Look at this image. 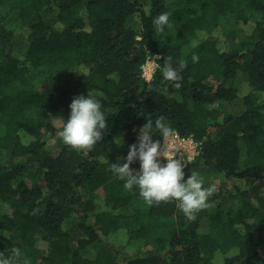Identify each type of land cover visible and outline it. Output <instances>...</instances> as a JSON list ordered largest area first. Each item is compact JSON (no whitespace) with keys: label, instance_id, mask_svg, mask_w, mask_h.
<instances>
[{"label":"trees","instance_id":"trees-1","mask_svg":"<svg viewBox=\"0 0 264 264\" xmlns=\"http://www.w3.org/2000/svg\"><path fill=\"white\" fill-rule=\"evenodd\" d=\"M0 264H264V0H0Z\"/></svg>","mask_w":264,"mask_h":264},{"label":"built area","instance_id":"built-area-1","mask_svg":"<svg viewBox=\"0 0 264 264\" xmlns=\"http://www.w3.org/2000/svg\"><path fill=\"white\" fill-rule=\"evenodd\" d=\"M158 57V55L148 56L142 64V76L146 81L152 79L153 73L158 66ZM168 151H170V156L165 157V152ZM149 155L153 161L162 163L171 172L181 174L189 164L196 160L198 143L190 136H183L177 131H171L152 146Z\"/></svg>","mask_w":264,"mask_h":264},{"label":"rangeland","instance_id":"rangeland-1","mask_svg":"<svg viewBox=\"0 0 264 264\" xmlns=\"http://www.w3.org/2000/svg\"><path fill=\"white\" fill-rule=\"evenodd\" d=\"M129 21L133 26H135L136 28L138 27L139 21H138L137 16L133 15ZM7 23L10 26H14V24H16V21L14 19H10ZM229 28H231V29L234 28V24L232 22H230ZM17 33L18 32H16V34ZM13 51H14V54L21 56L23 54V51H24V45L20 41H16L14 44ZM41 74L43 75L42 72H41ZM242 87H243L241 89L242 92L247 90V87L244 84L242 85ZM224 107H225V109H227L231 113L239 114L243 111L245 106L241 100H237L235 102L225 104ZM58 117L55 119V122L57 125H59L61 123V119ZM50 142L52 143V141H50ZM243 155H244V153H243ZM169 156H170V151L165 152V157H169ZM159 160H161V159L159 158ZM195 163H196V160L193 161L191 164H189L186 167L185 171L183 173H181L180 175L185 174V172H187L188 169H190L193 165L194 168L193 167L191 168L193 170L191 179H196L198 181H201L202 183L206 184L207 186H216L220 183V179H219L217 174H215L211 171L209 172V171H206L204 169H201V168L197 167ZM158 164H160L161 167H165L162 163H158ZM197 196H198V194H196V192L192 191V198H195ZM212 206H213V204H210L209 208Z\"/></svg>","mask_w":264,"mask_h":264}]
</instances>
